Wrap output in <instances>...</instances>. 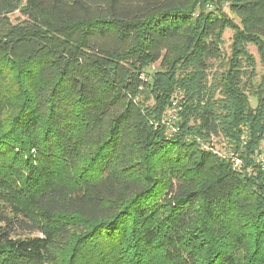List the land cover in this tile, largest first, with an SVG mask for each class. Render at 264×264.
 Listing matches in <instances>:
<instances>
[{
  "label": "trees",
  "instance_id": "trees-1",
  "mask_svg": "<svg viewBox=\"0 0 264 264\" xmlns=\"http://www.w3.org/2000/svg\"><path fill=\"white\" fill-rule=\"evenodd\" d=\"M263 142L264 0H0V264H264Z\"/></svg>",
  "mask_w": 264,
  "mask_h": 264
},
{
  "label": "rangeland",
  "instance_id": "rangeland-1",
  "mask_svg": "<svg viewBox=\"0 0 264 264\" xmlns=\"http://www.w3.org/2000/svg\"><path fill=\"white\" fill-rule=\"evenodd\" d=\"M231 36H232V30L231 29H225L224 33H223V43H222V48L225 50V51H229V44L231 42ZM248 49L250 51V53L253 54V56L255 57L256 59V65H255V70L258 74L261 73V66L259 64V58H258V53H257V50L256 48L253 46V45H248ZM153 67H155V64L151 66V69H153ZM250 101H251V104L254 105L255 104V100H253L252 98H250ZM170 115V112H169V106L166 107L165 111H164V114H163V117L161 119V122L162 124H165L167 127H166V130H170L172 131L173 128H175V122L177 121V112H176V116H175V119L174 120H168V117ZM169 132V131H168ZM213 142H214V150L219 153V155L221 156H226V157H229L230 156V153H229V149L226 147V141L225 139H222L221 137H218L217 139L216 138H213ZM262 147H264V142L261 143ZM229 153V154H228ZM234 161L236 163H239V161L235 158ZM58 264V263H57Z\"/></svg>",
  "mask_w": 264,
  "mask_h": 264
},
{
  "label": "built area",
  "instance_id": "built-area-1",
  "mask_svg": "<svg viewBox=\"0 0 264 264\" xmlns=\"http://www.w3.org/2000/svg\"><path fill=\"white\" fill-rule=\"evenodd\" d=\"M179 94L182 97V92H176V97L175 96L172 97L171 102L168 105L169 106V112H170L168 120H174L175 119L176 112H177V109H178V95ZM258 159L260 160L261 163H263V167H264V154L263 153L259 154Z\"/></svg>",
  "mask_w": 264,
  "mask_h": 264
}]
</instances>
